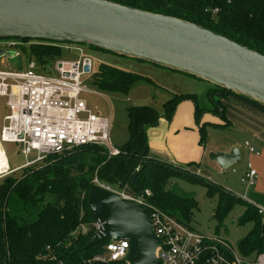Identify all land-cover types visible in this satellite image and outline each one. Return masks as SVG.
<instances>
[{
    "label": "trees",
    "instance_id": "trees-1",
    "mask_svg": "<svg viewBox=\"0 0 264 264\" xmlns=\"http://www.w3.org/2000/svg\"><path fill=\"white\" fill-rule=\"evenodd\" d=\"M108 1L192 22L264 55V0ZM16 40L23 42L20 53L29 51V59L33 58L29 61L40 66L63 54L64 43ZM149 82L151 77L142 73L106 64L94 74V83L100 89L124 94L138 84ZM232 93L213 85L207 92L212 107L200 106L196 93H175L164 102L163 114L149 105L130 106L127 108L129 138L119 147V155L109 156L100 145L83 144L48 155L41 164L24 168L18 177L4 178L0 184V264H96L93 257L110 240L87 247L97 234L88 206L94 180L115 188L128 185L130 193L137 195L141 192L132 182L134 175L143 191H151L149 201L153 205L189 227L198 202L168 187L174 177L201 184L207 188L209 198L218 199L214 216L221 225L236 204L245 205L247 210L239 224L251 223L252 228L240 239L238 253L246 260H255L264 252V214L258 207L186 167L150 155L148 129L156 127L162 118L172 121L179 104L186 100L195 104V123L200 144L205 146L209 127L230 125L224 99ZM207 112L219 117L222 123L203 121ZM83 226H88L86 232Z\"/></svg>",
    "mask_w": 264,
    "mask_h": 264
},
{
    "label": "water",
    "instance_id": "water-1",
    "mask_svg": "<svg viewBox=\"0 0 264 264\" xmlns=\"http://www.w3.org/2000/svg\"><path fill=\"white\" fill-rule=\"evenodd\" d=\"M0 39L43 40L95 47L111 54L193 76L264 104V55L192 22L108 0H0ZM88 71L89 68L86 67ZM222 170L240 150L212 152ZM136 188H143L136 175ZM93 223L87 247L127 239L129 264H163L146 209L95 184L88 195Z\"/></svg>",
    "mask_w": 264,
    "mask_h": 264
},
{
    "label": "built area",
    "instance_id": "built-area-1",
    "mask_svg": "<svg viewBox=\"0 0 264 264\" xmlns=\"http://www.w3.org/2000/svg\"><path fill=\"white\" fill-rule=\"evenodd\" d=\"M22 43L16 39H0L3 48L20 47ZM61 48L77 56L74 59L57 57L52 61L55 63L53 69L50 63L40 66L36 61H29L27 67L19 70L0 69V97L6 99L7 109L0 129V179L41 164L50 154L78 145L96 144L105 147L109 156L120 154L119 147L111 142V120L95 113L81 98L87 90L84 80L92 73V57L81 45L69 43ZM5 143L18 145L26 158L35 153V158L11 168ZM250 151L255 150L250 148ZM258 177L257 170L249 162L242 184L251 189ZM94 183L117 192L124 199L138 202L146 209L161 238L156 256L163 264H264V252L253 261L246 260L218 237H206L182 224L149 201L151 191L148 189L136 195L130 193L128 185L114 188L98 179ZM258 210L264 214V208L258 207ZM93 224L98 232L101 225ZM129 250V240H110L92 261L96 264H129Z\"/></svg>",
    "mask_w": 264,
    "mask_h": 264
},
{
    "label": "rangeland",
    "instance_id": "rangeland-1",
    "mask_svg": "<svg viewBox=\"0 0 264 264\" xmlns=\"http://www.w3.org/2000/svg\"><path fill=\"white\" fill-rule=\"evenodd\" d=\"M9 40V39H2ZM64 45H67L64 43ZM85 51L93 59V69L91 75L85 78L84 84L87 87L81 94L88 107L95 113L102 115L111 120V142L113 145L120 147L129 138L128 132V111L127 108L135 105H149L154 107L160 114H163V104L170 99L175 93H196L198 96V103L200 106L212 107L210 100L207 97V92L213 87V84L200 79L192 78L180 72H174L169 69L155 67L149 63H139L132 59L120 57L114 54L102 52L99 50L88 49L85 45ZM19 47H1L0 46V69L6 70H19L28 66L29 51L28 53L21 54ZM77 55L74 53L69 54L66 50L63 51L62 59H74ZM33 57V56H32ZM55 63H50L53 69ZM115 66L124 70H133L151 77L152 82L136 85L128 94L111 92L100 89L94 83V74L97 72L101 65ZM44 71V70H43ZM5 98L0 97V129L4 122L3 118L7 114L5 108ZM192 106L195 104L192 101H186ZM208 119L217 121L219 117L207 112ZM204 117V120L207 121ZM222 131H215L208 135L205 145L218 144L227 135L232 132L230 126L223 127ZM240 136V135H239ZM241 141V140H240ZM241 145L244 146V140ZM242 146L243 154L246 156V150ZM4 148L8 156L9 165L11 168H16L24 165L28 160L35 158V153L30 154L27 158L19 151V146L13 143H5ZM212 152H209V155ZM245 159V157H244ZM243 160L229 167L225 174H214L211 165H196V169L191 170L193 173L201 175L213 182L220 184L232 191L233 193L245 197L244 199L256 203L259 207L264 208V197L260 193L254 192L242 184L240 180L241 169L243 168ZM233 168H236L240 173H232ZM24 171H18L12 176L18 177ZM210 173L214 175L210 176ZM11 176V175H10ZM8 177V176H7ZM6 178V177H4ZM0 179V184L5 180ZM108 186H112L110 183ZM168 187L176 190L181 195L194 198L198 202V209L194 212L191 228L195 231L202 233L206 237L215 236L227 243L234 251L238 252V243L252 228L251 223L239 224L240 217L247 210L246 206L242 203L236 204L233 210L224 219L222 225L215 218V210L218 204L216 197L209 198L207 196V188L201 184L193 183L183 178L174 177L170 179ZM115 188V187H114ZM118 188V187H117ZM149 190V189H148ZM251 211H249L250 213ZM88 226H83L82 230L86 232Z\"/></svg>",
    "mask_w": 264,
    "mask_h": 264
},
{
    "label": "crops",
    "instance_id": "crops-1",
    "mask_svg": "<svg viewBox=\"0 0 264 264\" xmlns=\"http://www.w3.org/2000/svg\"><path fill=\"white\" fill-rule=\"evenodd\" d=\"M186 101L179 104L172 121L162 118L156 127L148 129L150 155L159 160L181 165L188 170L196 169V165L212 166L211 163H214L212 166L214 174H225L226 170H222L217 162L210 159L209 152L227 153L233 147H237L241 154L240 161L245 157L244 165L240 170L241 173L236 168H233L232 173H240L242 180L247 171V164L251 162L259 174L257 183L251 190L264 197V104L238 93L230 94L224 99V104L226 118L232 129V132L228 133L231 134L218 144L208 143V146H203L200 144V133L195 123V106ZM205 115L203 121H205L204 117L207 118ZM207 121L222 123L221 120L213 121L208 118ZM220 129L222 128L209 127L208 134L222 131ZM242 140L244 146L241 145ZM242 146L247 152L246 156L243 154ZM250 148H254L255 151L251 152ZM210 176L214 175L210 173ZM253 204L259 207L258 202Z\"/></svg>",
    "mask_w": 264,
    "mask_h": 264
}]
</instances>
